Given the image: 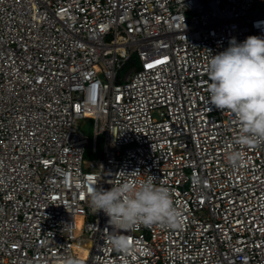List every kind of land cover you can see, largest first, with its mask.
I'll return each mask as SVG.
<instances>
[{
	"label": "built area",
	"instance_id": "2783aa9c",
	"mask_svg": "<svg viewBox=\"0 0 264 264\" xmlns=\"http://www.w3.org/2000/svg\"><path fill=\"white\" fill-rule=\"evenodd\" d=\"M259 21L264 0H0V264H264V143H236L206 71ZM148 175L183 226H128L117 252L90 190Z\"/></svg>",
	"mask_w": 264,
	"mask_h": 264
},
{
	"label": "clouds",
	"instance_id": "9594fccd",
	"mask_svg": "<svg viewBox=\"0 0 264 264\" xmlns=\"http://www.w3.org/2000/svg\"><path fill=\"white\" fill-rule=\"evenodd\" d=\"M264 26V21L256 22ZM210 104L233 114L240 124L236 143L252 146L264 143V36L252 35L243 42L235 38L229 47L212 56L207 64ZM230 165L240 167L246 157L242 150L227 153ZM90 203L96 212L103 211L111 226V247L124 254L134 251L122 230L136 223L159 224L168 228L183 226L181 210L175 207L168 188L158 186L154 176L125 181L111 189L90 190ZM66 264H79L67 259Z\"/></svg>",
	"mask_w": 264,
	"mask_h": 264
},
{
	"label": "rangeland",
	"instance_id": "374dc122",
	"mask_svg": "<svg viewBox=\"0 0 264 264\" xmlns=\"http://www.w3.org/2000/svg\"><path fill=\"white\" fill-rule=\"evenodd\" d=\"M128 69H129V67L126 66L121 71L122 74L126 73ZM79 126H80V129L90 137V139L93 138L94 127H93V124H92L91 120L82 119V120L79 121ZM103 150H104V136L101 135L99 137V151L98 152H93L90 146L87 149V152L85 154L86 162L83 165L84 170H89L91 168L92 161L94 159L100 157L102 155V153H103Z\"/></svg>",
	"mask_w": 264,
	"mask_h": 264
},
{
	"label": "trees",
	"instance_id": "16d2710c",
	"mask_svg": "<svg viewBox=\"0 0 264 264\" xmlns=\"http://www.w3.org/2000/svg\"><path fill=\"white\" fill-rule=\"evenodd\" d=\"M136 63H138L136 58H133L129 61V63L127 64V66L130 68L131 66L135 65Z\"/></svg>",
	"mask_w": 264,
	"mask_h": 264
},
{
	"label": "snow or ice",
	"instance_id": "6c2138e0",
	"mask_svg": "<svg viewBox=\"0 0 264 264\" xmlns=\"http://www.w3.org/2000/svg\"><path fill=\"white\" fill-rule=\"evenodd\" d=\"M157 63H159V61ZM149 66H151V65H149ZM129 243H131V241H129Z\"/></svg>",
	"mask_w": 264,
	"mask_h": 264
}]
</instances>
